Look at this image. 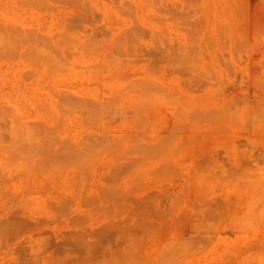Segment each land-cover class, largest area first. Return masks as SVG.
<instances>
[{"label":"rangeland","instance_id":"1","mask_svg":"<svg viewBox=\"0 0 264 264\" xmlns=\"http://www.w3.org/2000/svg\"><path fill=\"white\" fill-rule=\"evenodd\" d=\"M0 264H264V0H0Z\"/></svg>","mask_w":264,"mask_h":264}]
</instances>
